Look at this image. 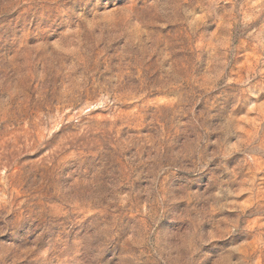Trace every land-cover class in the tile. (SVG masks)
<instances>
[{"label":"rangeland","instance_id":"374dc122","mask_svg":"<svg viewBox=\"0 0 264 264\" xmlns=\"http://www.w3.org/2000/svg\"><path fill=\"white\" fill-rule=\"evenodd\" d=\"M0 264H264V0H0Z\"/></svg>","mask_w":264,"mask_h":264}]
</instances>
